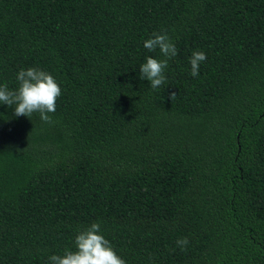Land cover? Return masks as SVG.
<instances>
[{
    "label": "trees",
    "instance_id": "16d2710c",
    "mask_svg": "<svg viewBox=\"0 0 264 264\" xmlns=\"http://www.w3.org/2000/svg\"><path fill=\"white\" fill-rule=\"evenodd\" d=\"M153 33L178 50L155 90ZM28 68L61 95L50 123L0 104V264L92 223L126 264H264V0H0V84Z\"/></svg>",
    "mask_w": 264,
    "mask_h": 264
},
{
    "label": "clouds",
    "instance_id": "9594fccd",
    "mask_svg": "<svg viewBox=\"0 0 264 264\" xmlns=\"http://www.w3.org/2000/svg\"><path fill=\"white\" fill-rule=\"evenodd\" d=\"M144 48L149 52L159 50L163 59L146 58V62L139 66L140 79L150 82V87L155 90L166 83L165 70L168 61L174 58L178 50L166 33H153L144 41ZM206 54L194 51L189 59L191 66L190 75L197 77L200 65L206 60ZM16 80L19 87L9 90L7 84H0V104L12 107L13 115L30 118L34 113H39V119L50 123L51 113L56 111V101L61 95V87L56 79L47 71L28 68L21 69ZM176 93L170 94L174 99ZM177 246L186 250L188 239H179ZM75 251L65 250L63 255L49 257L50 264H126L125 260L116 254L110 242L100 234V224L92 223L88 228L79 231L74 238Z\"/></svg>",
    "mask_w": 264,
    "mask_h": 264
}]
</instances>
